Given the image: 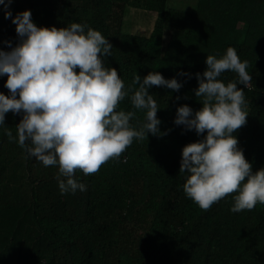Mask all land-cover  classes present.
<instances>
[{
  "label": "trees",
  "instance_id": "obj_1",
  "mask_svg": "<svg viewBox=\"0 0 264 264\" xmlns=\"http://www.w3.org/2000/svg\"><path fill=\"white\" fill-rule=\"evenodd\" d=\"M168 1L12 0L13 18L29 10L37 27L79 23L108 39L105 67L116 68L124 82L127 95L117 110L136 113L132 128L147 122L146 110L131 103L139 87L135 75L159 72L182 87H151L159 134L134 138L94 175L77 170L74 178L86 190L66 194L58 166L45 167L19 146L23 113L8 112L0 125V264H264V204L234 213L232 194L204 211L188 198V174L179 172L182 149L206 133L174 123L178 107L193 113L202 107L196 74L206 70L207 55L221 58L232 47L252 77L248 88L237 84L248 117L233 135L253 171L264 168V0H196L192 8ZM130 7L155 12L149 34L124 30ZM4 12L0 5V50L7 52L21 38ZM219 79L234 82L238 75L226 71ZM6 80L0 76V93L7 96Z\"/></svg>",
  "mask_w": 264,
  "mask_h": 264
},
{
  "label": "clouds",
  "instance_id": "obj_2",
  "mask_svg": "<svg viewBox=\"0 0 264 264\" xmlns=\"http://www.w3.org/2000/svg\"><path fill=\"white\" fill-rule=\"evenodd\" d=\"M11 3L0 0L21 41L11 51L0 50V76H7L10 93H0V125L8 112H22L16 125L19 146L45 167L58 166L61 194L84 191L86 186L74 178L77 170L94 175L109 160L118 159L134 138L159 134L158 106L149 89L178 91L182 85L159 72L135 75L133 84L139 87L131 103L146 110L147 121L136 130L130 126L136 113L117 110L127 93L117 69L105 67L103 58L112 49L108 39L90 27L85 32L87 26L79 23L59 29L37 27L29 10L13 18ZM206 65L202 76L196 74L195 96L202 107L193 113L189 106H180L174 121L197 135L206 133L182 149L179 172L188 174L183 190L204 211L232 194V212L251 211L264 204V168L253 171L233 135L247 123L245 92L237 84H251L248 62H241L229 47L221 58L207 55ZM226 71L236 73L238 81L220 80ZM6 135L14 139L10 130Z\"/></svg>",
  "mask_w": 264,
  "mask_h": 264
},
{
  "label": "rangeland",
  "instance_id": "obj_3",
  "mask_svg": "<svg viewBox=\"0 0 264 264\" xmlns=\"http://www.w3.org/2000/svg\"><path fill=\"white\" fill-rule=\"evenodd\" d=\"M196 0H169V5H175L182 8H192ZM155 19L154 11H146L130 7L126 14L124 30L135 33L149 34L153 28Z\"/></svg>",
  "mask_w": 264,
  "mask_h": 264
}]
</instances>
